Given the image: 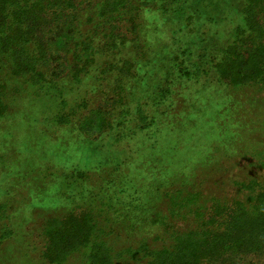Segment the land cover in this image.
Wrapping results in <instances>:
<instances>
[{"label":"trees","instance_id":"obj_1","mask_svg":"<svg viewBox=\"0 0 264 264\" xmlns=\"http://www.w3.org/2000/svg\"><path fill=\"white\" fill-rule=\"evenodd\" d=\"M226 22L231 29L225 38L207 30ZM161 34L164 43L157 38ZM112 76L118 92L110 110L115 123L110 118L104 127L101 119L95 127L98 137L109 135L116 144L140 132L160 133L175 118L173 111L189 82L204 90L262 85L264 0H0V119L12 114L13 101L42 96L59 107L45 124L71 130V110H82L88 102L76 98L69 104V91L79 90L85 81L103 87ZM252 104L255 108H240L241 115L254 112L264 120V109ZM246 120L233 128L236 138L247 131ZM92 128L84 124L79 130ZM252 129L247 143L234 147L228 142L227 147L233 146L237 157L252 156L264 171V123ZM16 161L1 153L0 175H8L11 167L15 171ZM74 169L59 178L52 170L45 177L25 170L13 190L4 197L0 192V250L21 243L20 209L38 210L39 202L45 264H259L248 257L264 249V193L249 205L237 201L231 207H207V196L189 189L196 181L187 175L165 194L157 186L146 200L131 198L117 207L118 185L108 180L100 186L98 204L78 212L65 205L79 198L88 173ZM33 178L45 180L37 192L29 186ZM55 179L65 205L54 210L49 207L55 196L49 193ZM21 189L29 197L19 194L18 205L10 197ZM118 193H123L121 187ZM152 228L163 229L167 240L140 239Z\"/></svg>","mask_w":264,"mask_h":264},{"label":"rangeland","instance_id":"obj_2","mask_svg":"<svg viewBox=\"0 0 264 264\" xmlns=\"http://www.w3.org/2000/svg\"><path fill=\"white\" fill-rule=\"evenodd\" d=\"M230 29V22H226L218 28L207 30L210 33L218 32V36L225 38ZM216 37H214L216 42L224 41L216 40ZM157 38L165 42L162 34ZM94 84L95 81L93 83L85 81L79 90L69 91L66 98L69 104L77 102L76 98H83L80 102L85 100L88 103L82 110H71L74 121L69 126L71 130L67 131L56 130L54 127L50 129L45 124L48 121L44 120L59 110L57 104L50 99L48 101V98L42 96L41 98L27 96V100L13 101L15 105L12 114L0 119V154L7 153V156L11 155L14 160L17 159L15 171L11 167L8 175H0V192L3 197L5 191L13 190L11 188L19 184V178L25 170H34V174L41 177L50 175L52 170L55 177L59 178L61 174L72 173L74 168L88 173L87 184L84 183L78 190L79 198H75L73 204L65 205L64 198H60L59 191L54 188L58 182L56 178L50 181L49 195L55 196L54 198L58 200L53 203L54 198L50 199L49 209L55 210V207L65 205L77 208L79 212L93 208L100 200L98 199L101 196L100 186L108 180H114L115 185H118L115 189V196L118 194L117 207L121 201H128L131 198L137 201L146 200L151 197L157 186L162 191L166 188L172 190V187L181 184L187 175H190L189 178L194 177L197 182L192 183L195 188L189 189L200 191L207 196V207L218 204L219 208H226L237 201L249 205L250 201L264 193V171L256 168L260 163L252 156L237 157L231 153L235 143L238 144L239 141L247 143L246 141L250 140L248 134H252V127L256 131L258 125L264 123V120L260 121V116L254 112L241 115L239 111L249 104L253 108L254 102L264 109V83L235 89L228 85H212L210 90H204L199 83L189 82L182 90L181 103L173 111L175 118L171 119L168 125L164 123L160 133L140 132L131 138L122 139L120 144H116L109 135L98 137L100 130L95 127L101 119L105 122L104 127L110 118H112L110 123L112 125L115 123V120L113 121L115 112L110 111L112 102L118 98L115 76H112L106 85L103 83V87ZM73 92L75 93L72 94ZM92 95L94 101L91 104ZM221 110L222 116H219ZM242 116L247 118L244 122L247 131L236 138L233 128L240 125L243 121ZM236 120L239 123H236ZM84 124L87 128L93 124V128L83 133L79 127ZM48 133L53 135L46 137ZM82 135L94 141L87 142ZM128 141L130 142L127 143ZM112 142L116 145L110 147L108 144ZM228 142L233 143L231 148L227 147ZM209 155L212 156L211 161L209 157V161L203 163ZM87 156L90 157L87 161L82 160ZM106 161L110 162L105 163ZM203 164L206 165L201 166ZM49 179L47 177V180ZM39 182L43 183L45 180L30 179L29 186L37 192ZM42 187L46 185L43 184ZM120 187L123 190L121 194L118 193ZM88 190H92L94 197L91 193L88 194ZM21 193H24L23 189L15 191L10 200L20 205ZM165 193L166 191L163 192ZM31 197H35V193L31 194ZM36 208L38 210L21 207L23 218L19 229L21 243L8 245V250H0L1 264H45L41 261L44 238L42 222L38 219L42 203L37 202ZM145 237H149L150 240L168 238L161 228L147 230L140 239ZM248 259L264 264V249L255 255L250 254Z\"/></svg>","mask_w":264,"mask_h":264}]
</instances>
